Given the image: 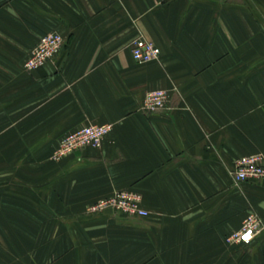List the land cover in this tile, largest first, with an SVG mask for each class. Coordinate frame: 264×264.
Masks as SVG:
<instances>
[{"label": "crops", "instance_id": "0c3cea01", "mask_svg": "<svg viewBox=\"0 0 264 264\" xmlns=\"http://www.w3.org/2000/svg\"><path fill=\"white\" fill-rule=\"evenodd\" d=\"M64 45L25 69L40 38ZM137 38L160 50L139 63ZM163 89L169 109L145 113ZM108 124L99 148L53 158ZM264 0H0V264H264ZM146 217L90 206L115 191ZM249 213L263 230L229 244Z\"/></svg>", "mask_w": 264, "mask_h": 264}, {"label": "built area", "instance_id": "2783aa9c", "mask_svg": "<svg viewBox=\"0 0 264 264\" xmlns=\"http://www.w3.org/2000/svg\"><path fill=\"white\" fill-rule=\"evenodd\" d=\"M64 45V38L57 32H49L42 36L31 50L24 62L25 69H32L53 60ZM159 48L151 41L137 38L133 41L131 55L139 63L149 62L158 58ZM170 95L167 90L157 89L145 94L141 111L153 113L169 109ZM110 129L108 124H88L68 132L59 142L53 153L58 159L84 147L99 148L104 136ZM236 183L252 181L264 183V159L260 154H250L238 158L232 171ZM105 208L125 216L146 217L148 211L141 205L140 196L136 193L121 190L102 198L90 206V211L96 212ZM263 230L261 219L254 213L245 216L240 230L226 236L229 244L247 245Z\"/></svg>", "mask_w": 264, "mask_h": 264}, {"label": "rangeland", "instance_id": "374dc122", "mask_svg": "<svg viewBox=\"0 0 264 264\" xmlns=\"http://www.w3.org/2000/svg\"><path fill=\"white\" fill-rule=\"evenodd\" d=\"M260 233H261V232H260ZM260 233H259V234H260Z\"/></svg>", "mask_w": 264, "mask_h": 264}]
</instances>
